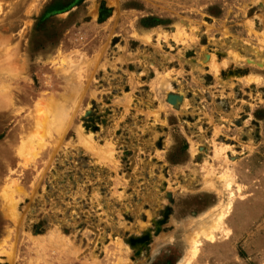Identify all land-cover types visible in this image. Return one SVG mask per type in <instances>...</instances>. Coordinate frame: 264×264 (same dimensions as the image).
I'll list each match as a JSON object with an SVG mask.
<instances>
[{
  "label": "rangeland",
  "instance_id": "374dc122",
  "mask_svg": "<svg viewBox=\"0 0 264 264\" xmlns=\"http://www.w3.org/2000/svg\"><path fill=\"white\" fill-rule=\"evenodd\" d=\"M0 264H264V0H0Z\"/></svg>",
  "mask_w": 264,
  "mask_h": 264
},
{
  "label": "bare ground",
  "instance_id": "6f19581e",
  "mask_svg": "<svg viewBox=\"0 0 264 264\" xmlns=\"http://www.w3.org/2000/svg\"><path fill=\"white\" fill-rule=\"evenodd\" d=\"M74 94H75V93H74ZM174 97H175V96H174ZM56 99H58V98H56ZM45 100H46V99H45ZM43 101H44V99H43ZM46 101H47V100H46ZM46 101H45V102H46ZM55 104H56V103H54V105H55ZM60 107H61V106H60ZM47 111H48V110H47ZM44 112H46V111L44 110ZM42 113H43V112H42ZM42 113H41L40 115H38V117H41V116H42V117H41V118H42V119H41V122H42L41 125L44 124L43 122H45V124H47V126H48V120H49V119H45V118H47V117H45V114H42ZM47 113H49V111H48ZM48 116H49V115H48ZM38 117H37V118H38ZM43 117H45V118H43ZM39 119H40V118H38V120H39ZM43 119L46 120V121H44ZM38 120L36 119L35 121L40 122V120H39V121H38ZM42 120H43V121H42ZM37 122H36V124H37ZM49 122H50V120H49ZM38 124H39V123H38ZM45 124H44V125H45ZM39 125H40V124H39ZM49 125H50V124H49ZM36 126H38V125H36ZM92 134H93V133H92ZM86 136H87V135H86ZM41 139H42V138H41ZM45 139H46V138H45ZM35 143H37V140H36ZM38 143H40L39 146H41L42 143H44V142H38ZM47 144H48V143H47ZM49 145H51V144H49ZM42 146H43V145H42ZM35 147H36V146H35ZM35 147H32L30 150L32 151V149L35 148ZM37 147H38V146H37ZM35 149H36V148H35ZM52 150H53V149H52ZM36 151H37V150H36ZM38 151L40 152V148H39ZM38 151H37V152H38ZM35 153H36V152H35ZM73 155H74V154H73ZM198 158H200V157H198ZM191 175L195 176V174H191ZM116 176H117V175H116ZM190 178H191V179H192V178L194 179V178H196V177H190ZM250 178H251V177H250ZM250 178H249V179H250ZM110 179H111V178H110ZM114 179H115V178H114ZM232 180H233V179H232ZM189 181H190V180H189ZM229 181H230V179H229L228 181H225V182L228 183ZM190 183H192V181H191ZM198 183H199V182H198ZM196 185H197V184H196ZM225 185H226V184H225ZM193 187H194V186H193ZM158 190H159V189H158ZM261 190H262V189H261ZM220 197H221V193H217L216 196H215L214 198L217 199V201H218V199H219ZM211 200H212V197L210 196L209 201H211ZM217 201H216V202H217ZM206 202H208V201H206ZM254 202H255V201H254ZM259 202H260V201H259ZM201 203H202V202H201ZM208 203H210V202H208ZM18 213H19V212H18ZM19 214H20V213H19ZM201 217H202V216H201ZM256 217H257V216H256ZM162 226H163V225H162L159 221H156V231H157L158 234H159V232L161 231L160 229L163 228ZM158 234H157V235H158ZM155 235H156V234H155ZM157 238H159V236H158ZM35 241H36V240H35ZM119 242H121V241H119ZM62 244H63V243H62ZM75 244H76V243H75ZM63 245H64V244H63ZM209 253H210V252H209ZM59 255H60V254H59Z\"/></svg>",
  "mask_w": 264,
  "mask_h": 264
}]
</instances>
